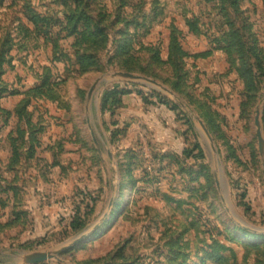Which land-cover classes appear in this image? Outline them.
I'll list each match as a JSON object with an SVG mask.
<instances>
[{
	"label": "rangeland",
	"instance_id": "rangeland-1",
	"mask_svg": "<svg viewBox=\"0 0 264 264\" xmlns=\"http://www.w3.org/2000/svg\"><path fill=\"white\" fill-rule=\"evenodd\" d=\"M258 116L264 0H0V264H264Z\"/></svg>",
	"mask_w": 264,
	"mask_h": 264
},
{
	"label": "water",
	"instance_id": "water-1",
	"mask_svg": "<svg viewBox=\"0 0 264 264\" xmlns=\"http://www.w3.org/2000/svg\"><path fill=\"white\" fill-rule=\"evenodd\" d=\"M113 77H119V78H123V79H126V80H131V81L145 82L146 84L159 86L156 82H154L152 80H149L147 78H144V77H141V76H137V75H134V74H130V73H122V72H120V73L114 74ZM105 81H106L105 79L99 80L95 87L100 86ZM256 126L258 127L257 137H258V141H259V147H260V150L262 151L264 149V140H263V137H262L261 122H260V117L259 116L256 118ZM83 238H84V236L79 238L78 240H76L74 242V244H77L78 242L82 241ZM63 251H65V249H63L60 252H63ZM51 258H52V256L49 255V254L39 253V254H35V255H32V256L28 257L27 258V262L30 263V264H38V263H42V262L48 261Z\"/></svg>",
	"mask_w": 264,
	"mask_h": 264
},
{
	"label": "trees",
	"instance_id": "trees-1",
	"mask_svg": "<svg viewBox=\"0 0 264 264\" xmlns=\"http://www.w3.org/2000/svg\"><path fill=\"white\" fill-rule=\"evenodd\" d=\"M214 1H216V0H214ZM218 1L223 2V3L231 2V0H218ZM236 2H237V0H236ZM233 3H235V1L232 2V4H233ZM129 23H134V22H129ZM97 31H101V32H103L100 28H97Z\"/></svg>",
	"mask_w": 264,
	"mask_h": 264
}]
</instances>
